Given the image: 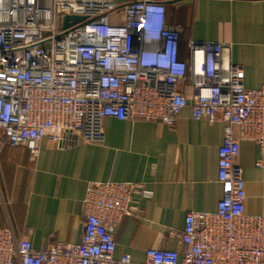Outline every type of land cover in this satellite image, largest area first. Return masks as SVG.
<instances>
[{"label":"built area","instance_id":"obj_1","mask_svg":"<svg viewBox=\"0 0 264 264\" xmlns=\"http://www.w3.org/2000/svg\"><path fill=\"white\" fill-rule=\"evenodd\" d=\"M66 16L84 20L64 28ZM187 108L196 120L224 125L222 197L216 212H189L183 232L170 233L178 249H150L143 264H264V213L247 214L238 163L244 141L264 155V86L245 87L231 45L191 41L181 59L180 29L161 2L0 0V144L6 137L35 160L46 137L101 143L108 118L174 126ZM135 194L151 195L134 182L89 183L78 244L36 251L0 228V264H133L130 255L115 258L114 233L140 214Z\"/></svg>","mask_w":264,"mask_h":264},{"label":"crops","instance_id":"obj_2","mask_svg":"<svg viewBox=\"0 0 264 264\" xmlns=\"http://www.w3.org/2000/svg\"><path fill=\"white\" fill-rule=\"evenodd\" d=\"M124 5L134 0H116ZM166 5L167 22L180 29V54L189 42L231 45L233 64L243 68L245 87L264 86V0H147ZM222 123L210 125L182 111L174 126L155 122L104 121V141L89 144L75 134L61 145L44 138L31 160L26 148L0 144V228L27 238L34 250L55 242L78 244L83 234V201L91 182L143 184L150 197L133 196L141 212L125 218L114 233L115 258L130 255L143 264L150 249L179 248L189 212H216L222 191L218 149ZM1 136V133H0ZM262 160V168L257 164ZM246 212L264 213V155L241 142ZM184 247L182 248V250ZM19 264V263H17Z\"/></svg>","mask_w":264,"mask_h":264},{"label":"water","instance_id":"obj_3","mask_svg":"<svg viewBox=\"0 0 264 264\" xmlns=\"http://www.w3.org/2000/svg\"><path fill=\"white\" fill-rule=\"evenodd\" d=\"M84 20L83 17H79V16H66L64 18V28H68L70 27L72 24H76L79 22H82Z\"/></svg>","mask_w":264,"mask_h":264},{"label":"trees","instance_id":"obj_4","mask_svg":"<svg viewBox=\"0 0 264 264\" xmlns=\"http://www.w3.org/2000/svg\"><path fill=\"white\" fill-rule=\"evenodd\" d=\"M182 57H184V54H183V55L180 54V58H181V59H186V56H185V58H182Z\"/></svg>","mask_w":264,"mask_h":264},{"label":"rangeland","instance_id":"obj_5","mask_svg":"<svg viewBox=\"0 0 264 264\" xmlns=\"http://www.w3.org/2000/svg\"><path fill=\"white\" fill-rule=\"evenodd\" d=\"M1 133V132H0Z\"/></svg>","mask_w":264,"mask_h":264}]
</instances>
